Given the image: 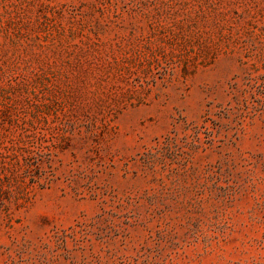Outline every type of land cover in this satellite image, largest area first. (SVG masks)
I'll return each mask as SVG.
<instances>
[{
	"label": "rangeland",
	"instance_id": "obj_1",
	"mask_svg": "<svg viewBox=\"0 0 264 264\" xmlns=\"http://www.w3.org/2000/svg\"><path fill=\"white\" fill-rule=\"evenodd\" d=\"M0 264H264V0H0Z\"/></svg>",
	"mask_w": 264,
	"mask_h": 264
}]
</instances>
